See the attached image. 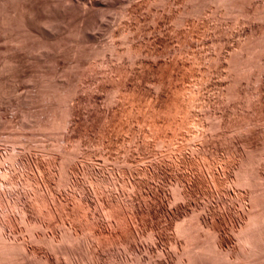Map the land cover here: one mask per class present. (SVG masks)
<instances>
[{"label": "rangeland", "instance_id": "rangeland-1", "mask_svg": "<svg viewBox=\"0 0 264 264\" xmlns=\"http://www.w3.org/2000/svg\"><path fill=\"white\" fill-rule=\"evenodd\" d=\"M30 1L0 5V264H264V0Z\"/></svg>", "mask_w": 264, "mask_h": 264}, {"label": "bare ground", "instance_id": "bare-ground-1", "mask_svg": "<svg viewBox=\"0 0 264 264\" xmlns=\"http://www.w3.org/2000/svg\"><path fill=\"white\" fill-rule=\"evenodd\" d=\"M22 1H23V0H0V5H1L2 8H5L6 6L10 5V9H11V6H12V7H14L15 10L18 9V10H20V12H21V11H22V12H23V11H27V12L30 13V14H27V15H31V14H32V16H34L35 14L33 15V13H34L36 10L33 9V8H31V7H33V6L29 7V8H31V9H28V10H27L26 7H28L29 5H26V7H25V5H24L25 0H24L23 2H22ZM29 1H30V0H29ZM31 1L33 2V0H31ZM31 1H30V2H31ZM34 1H35V0H34ZM207 1H208V0H191L190 7H191V9L193 10V12H194L195 14H197V12L200 13V11L206 6ZM26 2H27V0H26ZM32 2H31V3H32ZM55 2H56V1H54V3H55ZM91 2L95 3V5H96V4H102V0H91ZM188 2H190V0H189ZM31 3H30V4H31ZM51 3H52V2H51ZM51 3H48V4H50V5H48V6L45 5L49 10H51L52 8H56V6H57V4H53V3L51 4ZM56 3H58V2H56ZM46 4H47V3H46ZM33 5H34V2H33ZM61 6H62V5H61ZM61 6L59 5L60 8H61ZM35 7H36V6H35ZM46 7H45V8H46ZM7 8H8V7H7ZM7 8H6V10L8 11L9 8H8V9H7ZM14 9H12V10H14ZM56 9H57V11H59V10H58L59 8H56ZM0 10H1V8H0ZM6 10L4 9L3 11H6ZM34 10H35V11H34ZM37 10H38V9H37ZM45 10H46V9H45ZM49 10H48V11H49ZM62 10H63V9H62ZM3 11H1V12L4 14ZM9 11H10V10H9ZM16 11H17V10H16ZM38 11H39V10H38ZM38 11H37V12H38ZM43 11H44V10H43ZM17 12L20 13L19 11H17ZM22 12H21V14H22ZM27 12H26V13H27ZM46 12H47V11H46ZM52 12H55L54 9H53ZM2 13H0V15H1ZM14 13H16V12H14ZM23 13H25V12H23ZM48 13H51V11L48 12ZM8 14H10V13H8ZM21 14H20V15H21ZM11 15H12V14H11ZM11 15H9V16H10L9 18L12 19L14 16L11 17ZM13 15H14V14H13ZM3 16H4V15H3ZM17 16H18V15H17ZM32 16H30V18H31ZM18 17H19V16H18ZM21 17H22V16H21ZM28 17H29V16H28ZM2 18H3V17H2ZM9 18H8V20L6 21V24H7V22L9 21ZM19 18H20V17H19ZM24 18H27V17H24ZM3 19H4V18H3ZM3 19H2V20H3ZM6 19H7V17H6ZM6 19H4V21H5ZM11 19H10V20H11ZM17 19H18V18H17ZM27 19H28V18H27ZM13 20H14V18H13ZM24 20H25V19H24ZM28 20H30V19H28ZM35 20H36V19H35ZM0 21H1V18H0ZM4 21H3V25L5 24ZM15 21L17 22V20H15ZM15 21H14V23H13V22H12V23H13V25L16 24L17 27H18V26H19L18 24L21 23L23 20H21V22L19 21V23H18V22L16 23ZM32 21H33V19H32ZM26 22L28 23L27 20H26ZM30 22H31V20H30ZM0 23H2V21H1ZM22 23H24V21H23ZM34 23H35V22H34ZM6 24H5V25H6ZM29 24H31V23H29ZM32 24H33V22H32ZM9 25L12 27V25L10 24V22H9ZM22 26H23V24H22ZM22 26H21V27H22ZM19 27H20V26H19ZM24 27H25V26H24ZM29 27H30V26H29ZM12 28H14V27H12ZM27 28H28V27H27ZM9 29H10V27H8V30H9ZM15 29L17 30L18 28H15ZM15 29H14V30H15ZM24 29H25V28H24ZM24 29H23V30H24ZM16 30H15V31H16ZM19 30H21V29H19ZM19 30H18V31H19ZM10 31H11V30H10ZM12 31H13V30H12ZM21 31H22V30H21ZM28 31H29V30H28ZM84 31H85V30H84ZM25 32H27V31L25 30ZM79 32H80V31H79ZM82 32H83V31H82ZM85 32H86V31H85ZM105 49H106V48H105ZM105 49H103V48L96 49V50L94 51V55H93V56H102L103 53H104V55L106 56V54H105V52H104V51H106ZM134 53H135V52H134ZM137 55H138V54H137ZM135 57H136V56H135ZM96 58H97V57H96ZM101 58H104V56L101 57ZM131 58H132V57H131ZM136 58H137V57H136ZM139 58H140V57H139ZM11 60H12V59H11ZM11 60H10V62H12ZM134 60H135V59H134ZM139 61H140V60H139ZM12 63H13V62H12ZM8 64H9V63H8ZM8 64H7V65H8ZM6 67H7V66H6ZM11 67H12V66H11ZM1 83H2V82H1ZM1 83H0V94H1V95H4V94L7 93L8 90L6 89L7 91H5V89H4L5 87H3V85H2L3 83H2V84H1ZM195 85H196V84H195ZM189 87H190V86H189ZM193 87H194V85H193ZM184 88H185V87H184ZM187 88H188V87H187ZM190 88H191V87H190ZM193 89H195V87H194ZM200 89H201V88H200ZM177 90H178V89H177ZM181 90H182V89H181ZM11 91H12V90H11ZM185 91H186V90H185ZM13 92H14V91H13ZM182 92H183V91H182ZM195 92H196V91H195ZM10 93H11V92H10ZM186 93H187V92H186ZM188 93H189V92H188ZM7 94H8V93H7ZM184 94H185V93H184ZM190 94H191V93H190ZM192 94H193V93H192ZM182 95H183V94H182ZM193 95H194V94H193ZM193 95H192V96H193ZM195 95H196V93H195ZM5 96H6V95H5ZM190 96H191V95H190ZM190 96H189V98H190ZM3 97H4V96H3ZM179 97H180V96H179ZM183 97H184V96H183ZM195 97H196V96H195ZM197 98H198V97H197ZM186 100H187L186 102L188 103V98H186ZM195 100H196V98H195ZM195 100H194V101H195ZM198 100H199V98H198ZM183 101H184V100H183ZM192 101H193V100H192ZM196 101H197V100H196ZM180 103H181V102H180ZM194 103H195V102H194ZM189 105H190V104H189ZM193 106H195V104H194ZM195 107H196V106H195ZM183 109H184V108H183ZM181 110H182V109H181ZM183 112H184V111H183ZM190 112H191V111H190ZM175 113H176V112H175ZM177 113H178V112H177ZM185 113H186V112H185ZM191 113H192V112H191ZM191 113H190V114H191ZM184 115H185V114H184ZM188 115H189V114H188ZM191 115H192V114H191ZM194 115H195V114H194ZM182 116H183V115H182ZM190 119H192V118H190ZM193 120H194V119H193ZM193 120H192V121H193ZM195 120H196V118H195ZM198 121H199V120H198ZM183 122H184V121H183ZM185 122H186V121H185ZM185 122H184V123H185ZM188 122H189V121H188ZM190 122H191V121H190ZM194 122H195V121H194ZM189 124H190V123H189ZM191 124H192V123H191ZM196 124H197V123H196ZM181 125H182V124H181ZM179 126H180V125H179ZM182 126H183V125H182ZM186 126H188V125L186 124ZM189 126H190V125H189ZM193 126H194V125H193ZM201 126H202V125H201ZM180 127H181V126H180ZM183 127H184V126H183ZM194 127H195V126H194ZM192 128H193V127H192ZM196 128H197V127H196ZM176 130H177V129H176ZM199 131H201V130H199ZM189 133H190V132H189ZM193 133H194V132H193ZM193 133H192V134H193ZM178 134H179V133H178ZM180 135H181V134H180ZM189 135H190V134H189ZM191 136H192V135H191ZM179 138H180V137H179ZM180 140H181V139H180ZM166 142H167V141H166ZM169 142H170V141H169ZM178 147H179V146H178ZM175 149H176V148H175ZM237 175H238V174H237ZM213 176H214V175H213ZM238 176H239V175H238ZM239 177H240V176H239ZM239 177H238V178H239ZM215 178H216V177H215ZM240 179H241V178H240ZM243 179H244V178H243ZM245 179H246V178H245ZM213 180H214V179H213ZM213 180H212V181H213ZM215 180L217 181V179H215ZM215 180H214V181H215ZM236 180H237V179H236ZM239 181H240V180H239ZM246 181H248V179H247ZM237 182H238V180H237ZM242 182H243V180H242ZM242 182L239 183V184L241 185ZM218 184H219V183H218ZM243 184H244V183H243ZM243 184H242V185H243ZM246 184H247V183H246ZM248 220L250 221V219H248ZM249 223H250V222H249ZM251 224H252V223H251ZM253 224H254V223H253ZM181 225H182V224H181ZM248 225H250V224H248ZM245 228H246V227H245ZM245 228H244V230H245ZM247 229H248V228H247ZM0 246H3V245H0ZM2 248H3V247H2ZM5 248H6V247H5ZM4 250H6V249H4ZM0 251H1V250H0ZM2 251H3V250H2Z\"/></svg>", "mask_w": 264, "mask_h": 264}]
</instances>
